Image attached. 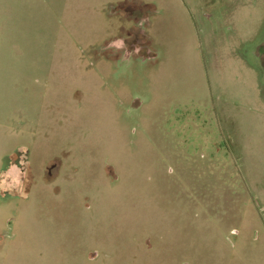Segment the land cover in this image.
I'll return each mask as SVG.
<instances>
[{
  "label": "rangeland",
  "instance_id": "1",
  "mask_svg": "<svg viewBox=\"0 0 264 264\" xmlns=\"http://www.w3.org/2000/svg\"><path fill=\"white\" fill-rule=\"evenodd\" d=\"M0 264H264V0H0Z\"/></svg>",
  "mask_w": 264,
  "mask_h": 264
},
{
  "label": "crops",
  "instance_id": "2",
  "mask_svg": "<svg viewBox=\"0 0 264 264\" xmlns=\"http://www.w3.org/2000/svg\"><path fill=\"white\" fill-rule=\"evenodd\" d=\"M143 3V2H142Z\"/></svg>",
  "mask_w": 264,
  "mask_h": 264
}]
</instances>
